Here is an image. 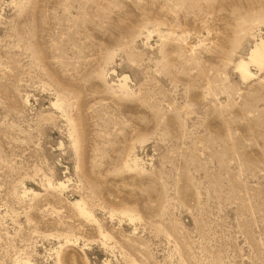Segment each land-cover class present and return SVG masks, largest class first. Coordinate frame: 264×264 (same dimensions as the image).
Wrapping results in <instances>:
<instances>
[{"label":"rangeland","instance_id":"obj_1","mask_svg":"<svg viewBox=\"0 0 264 264\" xmlns=\"http://www.w3.org/2000/svg\"><path fill=\"white\" fill-rule=\"evenodd\" d=\"M264 0H0V264H264Z\"/></svg>","mask_w":264,"mask_h":264},{"label":"bare ground","instance_id":"obj_2","mask_svg":"<svg viewBox=\"0 0 264 264\" xmlns=\"http://www.w3.org/2000/svg\"><path fill=\"white\" fill-rule=\"evenodd\" d=\"M261 59H264V51H258V50L252 51L249 55L248 62H241L239 64L238 70L241 72V75L244 78H249L251 76L248 70L249 63L257 62Z\"/></svg>","mask_w":264,"mask_h":264}]
</instances>
